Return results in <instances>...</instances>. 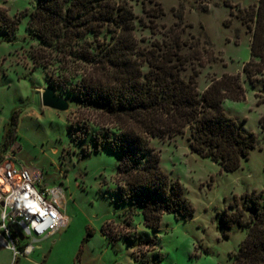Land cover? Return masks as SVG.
I'll return each instance as SVG.
<instances>
[{"label":"rangeland","instance_id":"374dc122","mask_svg":"<svg viewBox=\"0 0 264 264\" xmlns=\"http://www.w3.org/2000/svg\"><path fill=\"white\" fill-rule=\"evenodd\" d=\"M36 1L0 0V8L13 18ZM128 2L140 46L178 34L186 59L183 74L197 73L199 91L222 74L239 75L243 98H226L222 107L255 135V145L236 169L224 171L189 149L187 132L150 138L162 170L179 182L192 213L177 218L164 212L156 228L148 227L141 207L118 197L119 155L103 144L94 146L92 133L111 126L113 120L61 89L55 91L68 100L66 110L42 106L40 94L49 84L44 70L34 67L28 55L35 43L23 38L27 17L19 16L13 33H6L0 22V161L10 158L40 170L42 184L60 185L61 211L68 218L66 226L38 242L27 257L12 259L1 250L5 264H232L246 230L234 222L228 227L224 221L240 209L244 194L264 192V130L258 122L264 114L262 84L249 81L242 71L250 58L251 36L242 18L258 0ZM156 3L163 10L161 16L143 13L142 6L151 13Z\"/></svg>","mask_w":264,"mask_h":264},{"label":"trees","instance_id":"16d2710c","mask_svg":"<svg viewBox=\"0 0 264 264\" xmlns=\"http://www.w3.org/2000/svg\"><path fill=\"white\" fill-rule=\"evenodd\" d=\"M149 10L142 6L151 18L163 14L157 3ZM24 15L23 38L35 43L29 58L44 70L48 84L113 120L92 133L94 146L103 144L119 155L118 197L141 207L146 226L156 228L164 212L177 218L192 213L179 182L162 170L150 138L187 132L189 149L224 171L236 169L255 145V135L222 107L226 98H243L239 75L222 74L199 91L197 73L183 74L186 59L178 34L139 45L128 0H37L13 18L0 8L5 32L13 33ZM242 20L251 33L250 58L242 71L249 81H261L264 103V0L249 8ZM138 21L146 26L143 17ZM258 122L264 130V114ZM233 222L246 234L232 264H264V192L244 194L240 209L235 208L224 224Z\"/></svg>","mask_w":264,"mask_h":264},{"label":"built area","instance_id":"2783aa9c","mask_svg":"<svg viewBox=\"0 0 264 264\" xmlns=\"http://www.w3.org/2000/svg\"><path fill=\"white\" fill-rule=\"evenodd\" d=\"M63 200L62 187L42 184L40 170L0 161V246L12 259L29 256L38 242L67 225Z\"/></svg>","mask_w":264,"mask_h":264},{"label":"water","instance_id":"95a60500","mask_svg":"<svg viewBox=\"0 0 264 264\" xmlns=\"http://www.w3.org/2000/svg\"><path fill=\"white\" fill-rule=\"evenodd\" d=\"M40 100L42 106L49 107L55 110L64 111L69 107V102L67 99L57 95L51 85H46L40 94ZM17 229V226H13ZM22 237V235H20Z\"/></svg>","mask_w":264,"mask_h":264},{"label":"crops","instance_id":"0c3cea01","mask_svg":"<svg viewBox=\"0 0 264 264\" xmlns=\"http://www.w3.org/2000/svg\"><path fill=\"white\" fill-rule=\"evenodd\" d=\"M52 235H53V234H52ZM52 235H51V236H52ZM51 236H48V237H46V238H44V239H42V240L48 239V238H50ZM42 240H41V241H42ZM36 247H37V246H36ZM36 247H35V249H36ZM35 249H34V250H35ZM1 250H5V252H8V253L10 254V256H12L10 250H8V249L3 248V247L0 246V252H1ZM34 250H33V252H32L31 254L34 253ZM0 264H5V261H4V259L1 257V254H0Z\"/></svg>","mask_w":264,"mask_h":264}]
</instances>
